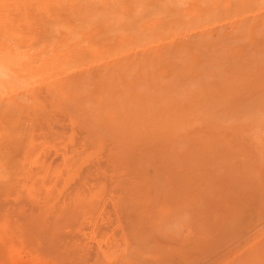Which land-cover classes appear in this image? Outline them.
<instances>
[{
    "label": "bare ground",
    "instance_id": "6f19581e",
    "mask_svg": "<svg viewBox=\"0 0 264 264\" xmlns=\"http://www.w3.org/2000/svg\"><path fill=\"white\" fill-rule=\"evenodd\" d=\"M0 127L52 260L264 264V0H0Z\"/></svg>",
    "mask_w": 264,
    "mask_h": 264
},
{
    "label": "rangeland",
    "instance_id": "374dc122",
    "mask_svg": "<svg viewBox=\"0 0 264 264\" xmlns=\"http://www.w3.org/2000/svg\"><path fill=\"white\" fill-rule=\"evenodd\" d=\"M43 86H44V85H42V87H43ZM42 87L40 88V91H42V93H41V92H40V93H41L42 95H43V93H44V95H45V94H46V92H45V91H46V87H45V86L43 87V88H45V89H42ZM41 89H42V90H41ZM26 116H27V117H26ZM66 117H67V116H64V115H63V117H59V120H58L59 123H56L57 121H55L54 123H52V122H47V123H44V124L42 123V124H41L40 122L38 123V121H37V122H34L32 116H31V114H25V113H24V115H23V120H24V122H25V120H27L26 123H24V124L31 126L30 128L34 131L35 136H38V135H39V136L41 137V133L47 131V130H46V129H47V124H49V125L51 124L50 126H52V124H54V125L52 126V132H53V133H54V132H58V131L61 132V130H62V131H65L64 133L69 132L68 130H71V129H70V128H71L70 126H71L72 124L70 125L69 121L66 122V120H68ZM62 122H63V124H62ZM30 123H31V124H30ZM55 124H56V126H55ZM64 124H66L65 127H63ZM33 125H34V126H33ZM43 125H45V127H43ZM62 125H63V126H62ZM73 125H74V124H73ZM73 125H72V130L75 131V133H74V139H73V140H74V143H76V142H75V141L77 140L76 138L79 137V133H78V135H77V132H79V130H78V128H77V127H78L77 125H76V126L74 125V128H73ZM37 126H38L39 128H38ZM58 126H60L61 129H60V128H57ZM53 127H54L55 129H54ZM62 128H65V129L69 128V129H68V130H65V129H62ZM0 129H1V127H0ZM38 129H39V130H38ZM57 129H58V130H57ZM76 129H77L78 131H77ZM44 130H45V131H44ZM54 130H55V131H54ZM9 131L11 132V134H10V133L8 134L6 131H4L5 133H4V132H1L3 135L0 133V134H1V135H0V138H1L0 141L3 140L4 138H2V137L5 136L8 140L11 141V143L14 142V141L17 142V139H16L15 136L13 135V131H11V130H9ZM74 131H73V132H74ZM35 132H36V133H35ZM62 133H63V132H62ZM7 134H8V135H7ZM37 134H38V135H37ZM6 135H7V136H6ZM12 135H13V136H12ZM54 135H55V134H54ZM75 135H76V136H75ZM8 137H9V138H8ZM51 138H52V137H51ZM58 138H59V141H58V142L56 141V138L51 139L52 141H54V142H53V147L55 146L56 149H55V147L53 148L52 146H51V147H52L54 150H53L52 148H46V149L44 150V152H43V151L41 152V155H42V156H43V153L47 154L48 156H52V155L54 156V154H55L56 156H54V157H53V156L50 157V159L52 158V160H53L55 157L60 156V152L57 153V151H60V150H61V148H62V146H63V141L60 140V137H57V139H58ZM12 139H13V140H12ZM23 140H26V139H22L20 142H22ZM4 141H5V142L2 141V142H3L2 145L4 146L5 149H3L2 146H0V151H1V152H0V161L2 160V161L0 162V163H1V164H0V168H1V166H2V168H5V171H7V169H12L13 167L16 168V169H12V171L9 170L8 172H9L10 174H9L8 172H5V173H4L2 170H0V173H2V172H3L4 174L8 173V175L6 174V175H7L6 177L4 176L3 173H2L3 175L1 174L2 176L0 177V181H1V182H0V188H1V190H0V198H1V196H2V198L0 199V204L2 205V207L0 206V207L2 208V210H1L0 213L4 214L5 217L8 216L9 219H10V222L8 221L9 219L6 220V221H4L5 218H4L3 216H1L2 214H0V216H1V217H0L1 220H2V218H4V219H3V222L0 221V222H2V223H0V226H1V228H2V225H1V224H3V223L5 222L6 224L4 223L3 228L5 229V231H6V230L8 231V232L6 231L7 233H9V234L6 233L5 237H6V236L8 237V235H10V236H14V237H11V238H10V236H9L8 239H9L10 241L8 242V241H7V237H6V239H5V238H4V235H2V236L0 237V238H1L0 240H2V239L4 238L3 243L9 244L10 246H12V245L14 244V247H11V248L14 249V250H12L11 248H9L8 245H7V248H8L10 251L5 250V249H7V248H4V249L2 250V246H1V247H0V249H1V250H0V264H8V263H11V264H17V263H20V264H21V263H23V262H24L23 264H28V263H29V264H32L33 262H31V261H35V262H36V261L38 260V262H39V260H40L41 257H42L43 259L46 258L45 260H46L47 264H50L51 261H53V262H51V264H53V263H54V264H58V263L63 264L64 262L66 263V261H67L68 264H72V263H73V264H76V263H78V264H79V263H80V264H86V262H87L88 260H81V261H80V260H77V261H75V260H66V261H62V260H52V257H51V256H46V254H45V253L43 252V250H42V247H41V246H40V247L38 246V245H41V243H40V244L38 243L39 241H37L38 239L36 240V237H35V240H34V238H32V237H28V236H26V234H25V226H26V225H25V224H24L25 226L22 225V223H24V222H22V221L19 222V219H20L19 217H20V216H19L18 209L16 208V207L18 206V204L24 202V200H22V199L27 198V196H26V192H27V191H26V188L24 187V183H23V180H24V178H23V177H24L23 169H24V168L22 167L21 160H20V159L22 158V156H23V155H22V152H23V151H20L21 148L19 149V146H17V145H20V144H17V145H16L17 147L14 149L13 152L10 151V148H11V147H10V148H8V147L10 146L11 143H10L9 146H8V144H7V140L4 139ZM10 141H8V142H10ZM22 143H25V141L22 142ZM57 143H59L60 145H58ZM4 144H5V145H4ZM12 144H14V143H12ZM12 144H11V145H12ZM0 145H1V144H0ZM51 145H52V144H51ZM5 146H6V147H5ZM22 146H23V145H22ZM59 146H60L61 148H60ZM20 147H21V146H20ZM1 148H2V149H1ZM7 148H8V149H7ZM17 148H18L19 150H18ZM23 148H24V146H23ZM56 150H57V151H56ZM67 150H68V152H70V151H69V150H70V146H69V144H67ZM7 151H8V152H7ZM17 151H20V152H21V153L19 152L20 154H18V156H17V154H16V153H18ZM61 151H62V150H61ZM5 152H6V153H5ZM11 152H12V153L15 152V153H14V156H13V154H12ZM9 153H10V154H9ZM51 153H52V155H51ZM53 153H54V154H53ZM7 154H8V155H7ZM11 154H12V155H11ZM45 154H44V155H45ZM10 155H11V156H10ZM15 155H16L17 157H16ZM7 156H9V157H7ZM12 156H13V157H16V158H18V159H17V160H14V159H16V158H13ZM19 156H20V157H19ZM11 157H12L13 159H12ZM10 159H12V160H10ZM47 159H48V160H47ZM47 159H46L47 162L50 161L49 158H47ZM6 160H7V162H6ZM9 160H10V161H9ZM14 162H16V163H14ZM52 162H55V161H52ZM56 162H57V161H56ZM17 163L19 164L20 167H19L18 165H16ZM4 165H5V166H4ZM11 165H12V166H11ZM14 165H15V166H14ZM6 166H7V167H8V166H9V167L11 166V167H10V168L8 167V168L6 169ZM16 166H18V167H16ZM2 168H1V169H2ZM18 168H19L20 170H19ZM17 169H18L19 172L17 171ZM3 170H4V169H3ZM62 173H65V171H63ZM15 174H16V175H15ZM18 174H19L20 176H19ZM53 174H54V173H52V175H53ZM12 175H14L13 178H11ZM62 175H63V174H62ZM65 175H66V174H64V176H65ZM48 176L51 177V173H50ZM53 176H54V175H53ZM3 177H4L6 180H5ZM7 177H8V178H7ZM9 177H10V178H9ZM50 177H49V179H52V177H51V178H50ZM8 179H9V181H7ZM13 179H14V180H13ZM19 179H20L21 181H20ZM47 179H48V178L46 177V180H47ZM68 180H69V179H68ZM73 180L75 181V179H73ZM73 180H72V182H74ZM5 181H7V183H6ZM11 181H12V182H11ZM70 181H71V180H70ZM70 181H69V182H70ZM14 182H15V185H14ZM69 182H68V184H69ZM72 182H70V183H72ZM12 183H13V184H12ZM21 183H23V185H22ZM60 183H61V182H60ZM10 184H11V185H10ZM19 184H21L24 188H21V187L19 186ZM68 184H67V185H68ZM9 185H10V186H9ZM13 185H14V186H13ZM17 185H18L19 187H17ZM6 186H7V187H6ZM8 186H9V188H8ZM68 186H69V185H68ZM3 187H4V188H3ZM5 187H6V189H5ZM2 188L5 189V191H3ZM7 188H8V189H7ZM10 188H11L12 190H11ZM15 188H16L17 190H16ZM21 189H23V190H21ZM10 190H11V191H10ZM18 190H19V192L17 193ZM12 191H13V193H12ZM25 191H26V192H25ZM14 192H15V194H14ZM22 192H23V193H22ZM24 192H25V193H24ZM3 193H4V194H3ZM16 193L18 194V196H17ZM1 194H3V195H1ZM19 194H20V195H19ZM23 194H24V195H23ZM4 195H5V198H4V200H3ZM22 195H23V196H22ZM27 195H28V194H27ZM9 196H10L11 198L8 199L7 197H9ZM14 196L17 197V198H15V199L12 198V197H14ZM24 196H25V197H24ZM18 198H19V199H18ZM1 200H2V201H1ZM10 200L14 202V205H13V204H12V205L10 204V203H11ZM14 200H15V201H14ZM21 200H22V202H21ZM2 202H4V203H2ZM5 203L7 204V207H6V208L12 210L13 212L16 211V212H15L16 215H14L15 213H14V214H11V213H13V212L11 211V213H10V210L7 209L8 212H9L11 215H13L12 218H11V216H9L10 214L7 215V214L4 212V210L6 209V208H5L6 205L3 206V204H5ZM16 204H17V205H16ZM11 206H12V207H11ZM9 207H10V208H9ZM15 208H16V210H15ZM13 209H14V210H13ZM5 211H6V210H5ZM5 214H6V215H5ZM17 215H18V218H17ZM14 216H16L15 219H17V220H15V222H14ZM7 221L9 222L8 225H10L11 222H13V224L16 223V222H18L19 224L21 223V224H20V227H21V225H22L23 228H24V230H21V231H23V234H22L21 231H19L20 229H22V227L20 228V227L17 226L18 228L15 229L16 225L13 227V224L10 225L11 227H10V226L5 227V226H7V223H8ZM3 228H2V229H3ZM6 228H8V229H6ZM10 228H11V229H10ZM19 228H20V229H19ZM13 229H15V231L18 230L19 232H21L20 234H22L23 236L20 235V234H18L17 232H16V233H17L18 235H20V236H15L16 234H15V231H14ZM0 231H1V229H0ZM3 231H4V230H3ZM11 231H12V232L14 231V235H13V233H12ZM1 233H2V231H1ZM1 233H0V235H1ZM4 233H5V232H3L2 234H4ZM11 233H12V235H11ZM2 237H3V238H2ZM17 237H18V238H17ZM19 237H21V238H19ZM23 237H24V238H23ZM33 237H34V235H33ZM30 238H31V239H30ZM11 239H12L13 241H14V239H15V240H16V239H18V240H19V239H22V240H21V241L19 240V241H20V244H19V243H18V240H17L16 242L14 241V243H13V241L11 242ZM23 241H24V242H23ZM26 241H27L28 243H27ZM36 241H37V242H36ZM25 242H26L27 245L25 244ZM29 242H31V243H29ZM3 243H2V241H0V244H1V245H2ZM10 243H13V244L11 245ZM17 243H18V245H20V246H18V245H17V246L20 247V248L22 249V251H18V250H19L18 247L15 248V246H16ZM22 243L25 244V245H23ZM36 243H37V246H38V247L35 248ZM6 244H4L5 247H6ZM21 244H22V245H21ZM31 245H32V246L34 245L33 248L36 249V252L39 251V252H38L39 254H38V253L36 254V256L38 255V256H37L38 258L35 256L37 260H35V259H34L35 257H33V256L31 255V254L35 255V253H36L35 251H34V252H31V251H33V248H32ZM4 246H3V247H4ZM21 246H22V247H21ZM24 246H27V247H28V246H31L32 250L29 251V252H26V249L24 248V250H25V252H24V251H23V247H24ZM27 247H26V248H27ZM17 248H18V249H17ZM28 248H29V250H30V247H28ZM21 249H20V250H21ZM11 250H12V251H11ZM15 250L17 251V253H16ZM27 250H28V249H27ZM10 252H11V253H10ZM18 252H20V253H19L20 256L18 255ZM23 252H24V253H23ZM12 253H13V254H12ZM22 253H23V256L21 257ZM25 253L30 257L29 259H28V256H27ZM43 253H44V255H43ZM8 255H9L10 257H9ZM13 255H14V256L16 255V257H14ZM41 255H43V256H41ZM26 256H27V257H26ZM39 256H41V257H39ZM17 257H18V258H17ZM19 257H20V261H21V262H20V261H19V262L17 261V259L19 260ZM31 257H32L33 260H30ZM47 257H48V258H47ZM13 258H14V259H13ZM15 258H16V259H15ZM22 258H23L24 260H23ZM42 258H41V260H40L39 263L41 264V262H42V264H46V262H44V260L42 261ZM48 259H49V260H48ZM11 260H12V262H11ZM15 260H16V261H15ZM50 260H51V261H50ZM9 261H10V262H9ZM14 261L17 262V263H15ZM29 261H30L31 263H30ZM48 261H49V263H48ZM58 261H61V262H58ZM73 261H74L75 263H74ZM83 261H84V262H83ZM91 261H92V260H91ZM91 261H88L87 264H88L89 262H90V264H93V263L98 262V261H99V264H100V263H101V264H105L103 261H105L106 264H107V262H108V264H109V263L112 264L114 260H113V261H112V260H103V261H102V260H93L92 263H91ZM27 262H28V263H27ZM35 262H34L33 264H39L38 262H36V263H35ZM62 262H63V263H62ZM69 262H72V263H69ZM81 262H82V263H81ZM102 262H103V263H102ZM65 263H64V264H65ZM95 264H96V263H95ZM97 264H98V263H97Z\"/></svg>",
    "mask_w": 264,
    "mask_h": 264
}]
</instances>
